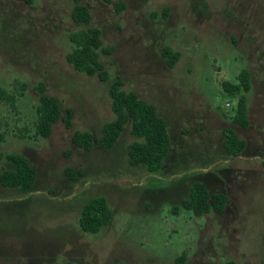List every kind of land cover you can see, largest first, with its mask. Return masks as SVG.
<instances>
[{
	"label": "rangeland",
	"instance_id": "rangeland-1",
	"mask_svg": "<svg viewBox=\"0 0 264 264\" xmlns=\"http://www.w3.org/2000/svg\"><path fill=\"white\" fill-rule=\"evenodd\" d=\"M83 3L90 27L114 49L101 53L108 83L66 60L70 33L86 28L72 20L73 0H0V88L17 97L14 108L0 106V173L12 167L9 154L38 169L29 194L0 185V264H264V0ZM165 47L179 54L174 68L161 55ZM244 69L247 129L233 123L239 95L222 87L237 84ZM116 80L168 123L170 155L157 174L129 164V146L143 141L131 123L111 150L84 151L71 141L81 131L97 143L114 120L108 89ZM40 83L62 113L75 112L71 129L59 121L47 139L32 138ZM18 84L28 86L23 96ZM227 129L247 143L237 157L224 149ZM197 182L227 195L222 214L172 211ZM96 197L114 217L91 235L79 218Z\"/></svg>",
	"mask_w": 264,
	"mask_h": 264
},
{
	"label": "trees",
	"instance_id": "trees-1",
	"mask_svg": "<svg viewBox=\"0 0 264 264\" xmlns=\"http://www.w3.org/2000/svg\"><path fill=\"white\" fill-rule=\"evenodd\" d=\"M32 5L34 0H21ZM121 9L124 7L120 6ZM168 10L164 16L167 17ZM72 20L77 27H86L81 31L72 32L69 35L74 49L66 56L67 62L81 74L88 77L97 76L102 82L108 83L109 74L101 62V53L112 55L114 49L106 48L103 44L102 31L99 28L90 27L92 15L83 0H73ZM161 55L165 58L169 68H174L179 60V54L172 48H163ZM16 92L23 96L27 90L26 84H18ZM124 83L116 80L109 85L108 93L111 100V111L114 120L105 124L102 135L97 143L91 133L75 131L71 137L73 145L81 150L90 151L94 146L102 150H111L119 141L127 124L131 123V133L142 142L136 141L129 146L128 160L133 167L145 166L151 174L159 173L164 162L170 155L171 137L168 123L162 118L156 106L141 99L136 92L123 90ZM223 89L230 96L239 95L234 112L233 123L247 129L250 126L248 118L247 97L251 89V75L246 69L238 76V83L224 82ZM40 93L37 118L35 121L34 139H47L53 131L54 125L59 121L65 123L67 129L73 126L75 112L67 108L62 113L56 98L45 93V85L40 83L36 87ZM17 97L0 88V106L11 105L15 107ZM224 149L230 157L241 155L247 143L238 137L232 129L224 131ZM25 138L26 135H21ZM3 157H0L2 159ZM5 159L12 165L10 169H4L0 173V185L7 189L18 190L22 194H29L36 184L38 169L21 154H9ZM69 179H74L76 174L66 171ZM228 204V197L224 193L211 194L205 184L194 183L191 186L189 198L182 202L181 207L174 206L172 211L177 214L180 209L192 212L196 216H202L211 212L222 214ZM114 213L105 197L92 198L83 206L79 218V225L83 233L95 235L111 224ZM183 261V257L178 259Z\"/></svg>",
	"mask_w": 264,
	"mask_h": 264
}]
</instances>
